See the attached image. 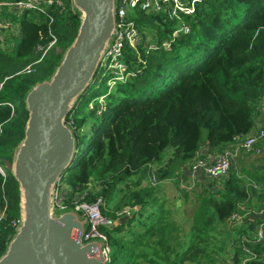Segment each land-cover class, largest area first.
I'll use <instances>...</instances> for the list:
<instances>
[{"label": "trees", "instance_id": "16d2710c", "mask_svg": "<svg viewBox=\"0 0 264 264\" xmlns=\"http://www.w3.org/2000/svg\"><path fill=\"white\" fill-rule=\"evenodd\" d=\"M63 2L65 10L55 6L50 10L54 16L51 28L58 35L62 53L52 48L37 62L42 55L37 49L39 44L47 46L50 39L49 17L34 12L22 16L16 46L9 51L0 48V166L5 172L0 171V206L7 205L9 209L1 223L0 257L16 234L14 221L21 216L20 185L4 160L13 162L25 137L29 119L26 96L34 85L51 79L81 23L72 0ZM184 20L190 31L181 32L171 48L166 49L163 43L171 40L178 22L160 14L138 15L137 24L143 31H153L157 48L148 49L141 44L137 50H126V61L135 74L107 95L101 114L97 108L85 113L83 110L84 103L90 101L87 94L98 89L97 72L95 81L79 96L67 117V123L74 119L70 126L78 139V152L71 172H67L71 174L68 182L73 187L85 188L92 178L98 179L102 189L98 196L90 193L89 200L101 197L107 203L123 189L120 184H133L124 206L141 205L124 222L111 228L107 224L100 226L112 248L109 264H129L131 254L144 245L143 240L149 235L156 242L152 253L166 256L165 246L173 239L174 222L163 224L162 210L150 213L149 217H153L144 235L132 240L117 236L134 222L136 213L141 214L149 205L153 186L138 187L152 171V165L163 159L164 151L172 149L156 170L159 180L173 177L179 167L199 152L206 156L225 151L236 139L250 133L256 113L264 108V0H198L195 12ZM28 67L30 72L25 71ZM89 119H93L91 134L86 146L81 147L78 130ZM250 181L232 173L224 190L201 199L194 227L201 233L209 232L219 222L228 224L227 219L242 210V205L264 208V193L259 194V203L253 204L252 196L257 189ZM102 208L103 204L102 215L112 221L126 215L117 211L106 213ZM245 221L243 228L237 227L239 237L235 238L240 253L245 252L242 260L249 257L243 249L245 236L248 238L245 245L257 255L250 263L263 264L264 240L256 242L253 237L261 220ZM123 250L127 254H122Z\"/></svg>", "mask_w": 264, "mask_h": 264}, {"label": "water", "instance_id": "95a60500", "mask_svg": "<svg viewBox=\"0 0 264 264\" xmlns=\"http://www.w3.org/2000/svg\"><path fill=\"white\" fill-rule=\"evenodd\" d=\"M116 4L117 0H72L81 17L76 38L51 79L34 85L26 96L29 119L12 170L21 190V223L0 264L110 262L103 249L105 242H84L75 234L87 229L89 219L74 209L58 214L54 195L78 152L77 135L67 117L95 81L117 32Z\"/></svg>", "mask_w": 264, "mask_h": 264}, {"label": "built area", "instance_id": "2783aa9c", "mask_svg": "<svg viewBox=\"0 0 264 264\" xmlns=\"http://www.w3.org/2000/svg\"><path fill=\"white\" fill-rule=\"evenodd\" d=\"M198 0H117L116 4V20L117 32L109 44L107 51L100 63L98 70V80L107 81L109 93L116 88L118 84L125 83L134 75V71L130 69L126 61V50L131 48L137 50L141 44H144L148 49H156L158 44L153 36L145 37L143 29L137 24L136 17L138 15H165L166 17L178 22V26L174 29L171 40H166L163 46L166 49L171 48L172 42L179 36L181 32H189L190 25L184 20L185 16L192 15L196 9V2ZM59 8L61 11L65 10V3L63 0H0V48L5 50L9 46L15 47L18 38L20 37V20L27 12L46 14L49 17V42L47 46L39 44L38 50L42 51L40 62L49 50L57 47L58 35L51 28L54 21V16L50 15L51 8ZM30 67L25 71L30 72ZM104 97H96L91 103V108L95 103L98 114H101L105 109ZM73 125L74 119L68 122ZM258 127V128H257ZM74 128V127H72ZM264 141V119L259 126L254 125L253 129L248 133L242 142V147L251 153H263ZM231 156L229 151H223L218 154L202 155L201 152L192 159L191 167L188 174H180L179 183L182 188H195L198 175L203 172L213 181L228 177L231 172ZM3 173V171L0 169ZM5 173V172H4ZM150 183L152 186L159 182L156 169L152 167L149 173ZM90 180L85 188L79 186L73 187L65 179L63 175L57 185L54 195V208L58 214L67 210L74 209L79 212L81 217H87L89 224L85 231L76 230L77 237H81L84 242L94 239H102L105 242L104 252L111 258L112 248L109 245L108 236L101 231L100 226L111 223V220L102 215L101 206L103 204L102 198L98 197L91 201L90 193L96 195V191L102 189V184L98 187L92 185ZM97 197V196H95ZM126 208V207H125ZM242 210L233 213L227 222L230 225H244L245 220L253 222V219H260L261 222L257 224L256 231L253 235L256 242L264 240V208L254 209L246 205L241 206ZM9 209L6 206H0V238H1V223L7 218ZM124 212H127L124 211ZM121 212L120 214H122ZM254 217V218H251ZM256 221V220H255ZM21 223V217L18 221H14L13 225L16 228ZM237 227V226H236ZM252 236V235H251ZM244 250L249 253V257L245 260L249 263L252 258L257 255L250 250L245 242L248 238L242 237ZM264 264V263H263Z\"/></svg>", "mask_w": 264, "mask_h": 264}, {"label": "rangeland", "instance_id": "374dc122", "mask_svg": "<svg viewBox=\"0 0 264 264\" xmlns=\"http://www.w3.org/2000/svg\"><path fill=\"white\" fill-rule=\"evenodd\" d=\"M144 34H147L148 36H152L153 31L145 30ZM12 49L13 46L12 47L9 46L5 48L6 51ZM55 49L57 52L60 53L64 51L63 47L59 45H57ZM95 85H97L98 89H96V91L93 90L92 92L87 94V101L89 100L90 101L88 103H84V107H83L84 113L87 112L88 110H93L95 108L96 106L95 103L91 108V103L94 100L93 98L94 96L104 97L107 93H109L106 80L104 81L98 80ZM115 89H113L111 93L114 92ZM106 101H107V96L104 97L105 106H106ZM92 123H93V119H89L88 122L85 124V126L82 127V129L78 130V135L82 137V143L80 144L81 147L86 146V144L88 143V138L91 134ZM171 152H172L171 148L166 149L163 153V159H161L159 163L162 164V162L165 161L166 158L165 155L171 154ZM4 163L8 168L13 170L14 160L13 162L4 160ZM152 167L154 168L158 166L152 165ZM0 169L4 172L3 167L0 166ZM179 174L180 173L177 170L173 178L170 180V182L171 181L175 182V183L171 182L173 185L175 184L174 185L175 194L171 195V199L167 204L168 207L162 210L164 212L163 224L174 222V225L173 223L170 224L173 225L172 227H174L172 228L173 231L171 235L173 239H169L170 235H167L169 239L168 242L170 243V245L165 246L166 256L160 257L152 253V247H153L152 245H154L156 242H154L155 237L149 235L144 238L143 240L144 245L137 247L134 253L131 254L132 258L129 260V264H251L250 261L248 263L247 260H242V257L244 256L245 252L241 251L240 253L239 244L235 239L236 237H239L238 235L236 236V232L239 231V228H243L244 225L241 226L229 225L227 223L225 224L219 222L218 225L215 224L217 226H215L214 230L204 233L199 232L198 229L194 227L195 212L197 211L201 199L203 197L211 196L213 192H217L216 191L217 187H221V184H214L212 182L213 180H206L204 185L200 189H198V191H193L195 190V188H191L190 190H188V188H182V187H181L182 190H179L177 188V181L179 182V176H180ZM64 175H65V179L67 180V177L70 176L71 174L66 173ZM91 180L93 182L92 185H94L95 187L99 186L100 181L98 179L92 178ZM120 187H122L123 189L121 191L118 190V192L116 193V197H114L111 202L107 203V202H103L102 200L104 212L114 213L126 204L125 201L128 200L130 194L129 191L130 189H134V186L133 184L122 183L120 184ZM98 193L99 191H96L97 196ZM176 198L178 199L177 201ZM248 207L254 209L252 208V206H248ZM119 211H117V213ZM158 213H161V211H157V214ZM141 214L136 213L135 214L136 218L134 222L127 225L123 230L119 231L117 233V236L123 238L124 240H132L135 239L137 236H139V234L144 235L147 231V228L153 216L149 217L150 211L148 210L147 207L143 210ZM119 219L120 218H115L114 221L110 219L111 223L108 224L109 225L108 228L113 227V224H119L120 223ZM236 226L239 228H237ZM99 241L104 243V241L101 239H99ZM149 241H151L150 244H148ZM244 248L245 247L243 246V249ZM124 253L127 254V251L123 250L122 254Z\"/></svg>", "mask_w": 264, "mask_h": 264}, {"label": "crops", "instance_id": "0c3cea01", "mask_svg": "<svg viewBox=\"0 0 264 264\" xmlns=\"http://www.w3.org/2000/svg\"><path fill=\"white\" fill-rule=\"evenodd\" d=\"M264 119V108L262 110H259L255 115V125L259 126L261 121ZM258 128V127H257ZM244 140L243 138L236 139L234 142H232L228 147H226V151L230 152L232 166H231V172L228 177H224L223 179H218L216 181H212L214 184H221V187H217V190H224L225 185L228 183L230 176L232 173H235L236 176H238L239 179H243L244 181H250L253 182V187H255L257 190L255 191V194L252 196L253 198V204L259 203L260 200H258V196L261 193H264V141H263V153L256 154L247 152L242 147V142ZM170 154L165 155V160L169 157ZM210 155V154H209ZM191 161L183 164L181 167L178 168V171L180 174H188L190 167H191ZM162 164L159 162H156L154 166L160 167ZM158 167H154V169H158ZM179 174V175H180ZM171 178H166L159 180L157 185L153 186V196L152 198H149L148 201L150 202L147 206L150 213H153L156 211H161L164 208L168 207L169 200L171 199V195L174 193V185L172 183H175L174 181L170 180ZM206 180H212L209 176H207L205 173L201 172L198 175L196 184H195V190L198 191L200 189ZM248 184V186H249ZM145 187H152L150 183V176L142 181V184L138 188H145ZM177 188L179 190L181 189V186L179 185V182L177 181ZM178 199L176 198V201ZM127 216L138 212L141 209V205H136L134 208H131L130 206H127ZM122 211H119L118 214H120ZM229 224V223H228ZM230 225V224H229Z\"/></svg>", "mask_w": 264, "mask_h": 264}]
</instances>
